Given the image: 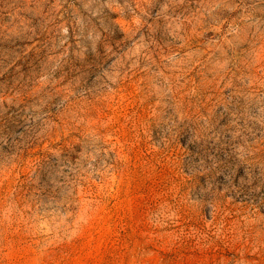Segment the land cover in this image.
<instances>
[{
    "label": "rangeland",
    "instance_id": "obj_1",
    "mask_svg": "<svg viewBox=\"0 0 264 264\" xmlns=\"http://www.w3.org/2000/svg\"><path fill=\"white\" fill-rule=\"evenodd\" d=\"M0 264H264V0H0Z\"/></svg>",
    "mask_w": 264,
    "mask_h": 264
}]
</instances>
